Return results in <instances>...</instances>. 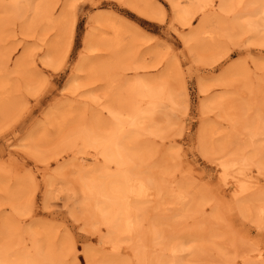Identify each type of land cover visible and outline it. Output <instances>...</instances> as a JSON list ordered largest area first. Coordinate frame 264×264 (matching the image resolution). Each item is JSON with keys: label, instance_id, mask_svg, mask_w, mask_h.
I'll use <instances>...</instances> for the list:
<instances>
[{"label": "bare ground", "instance_id": "obj_1", "mask_svg": "<svg viewBox=\"0 0 264 264\" xmlns=\"http://www.w3.org/2000/svg\"><path fill=\"white\" fill-rule=\"evenodd\" d=\"M3 1L0 0V116L10 110L5 102L7 95H4L10 85L8 75L25 65H39L34 58L29 59L33 49L23 45L24 39L18 40L10 32L12 27H19L20 35L37 32L40 37L37 45L43 48L41 65L57 71L72 47L76 8L82 0ZM111 1L147 21L159 24L165 21L166 11L158 0ZM165 1L172 12L169 28L176 24L187 30L185 33L174 30L185 49V55L181 56L188 58L194 52L191 56L194 64L197 63L194 59L200 60V55L212 60L213 54H219L211 64L227 56L222 40L223 47L220 43L222 36L234 38L251 34L249 43L264 46V0ZM196 17L198 21L194 24ZM8 39L12 42L9 48L3 44ZM139 46L147 51L140 52ZM20 49V56L14 59ZM92 51H97L94 59L87 56ZM158 54L164 57V63L149 62L150 55ZM243 62L244 57L233 59L214 81L232 84L233 91L225 93L230 95L208 96L205 83L199 81L198 90L205 97L200 103V114L217 110L228 127L215 128L203 121L197 129L198 147L201 155L215 160L220 170L215 203L227 198L242 216L254 213L262 224L264 178L258 175L264 173V146L253 143L258 135L264 136V131H258L261 127L256 122L264 114L258 100L264 101V79L258 86L242 81L248 73V66ZM162 64L160 71L151 73ZM10 66L12 71H8ZM176 68L177 59L166 43L124 16L99 9L89 18L81 55L66 84L69 89L75 84L89 87V90L66 95L67 106L55 112L51 107L43 114L44 123L29 129L33 132L19 140L20 147L42 166L39 175L46 186L53 178L46 175L48 161L53 160L57 164L53 171L63 176L79 198L78 212L72 210L71 217L82 223L84 234L95 235L99 243L97 247L82 246L80 254L84 264H122L123 258L116 254L120 253L123 243L132 251L133 264L178 263L176 257L184 250L183 241L162 238L158 226L164 221L156 222L155 217L149 219L147 208L155 204L154 208L163 213L169 205L187 199L182 192L168 194L172 201L162 198L163 185L157 175L160 166L146 164L150 150L144 140L146 136L162 140L159 133L167 118L164 106L181 104V98L183 102L187 98L184 80ZM238 78L242 81L239 85ZM85 94H90L93 105L89 109L84 106ZM50 126L51 133L48 132ZM222 131H242L247 138L246 146L252 147L251 153L217 157V152L220 154L229 143L225 140L215 146L210 141L217 134L223 135ZM52 142L56 144L52 152L40 157V148ZM256 154L260 155L259 162L253 159ZM69 155L74 160L68 169H62L64 165L60 160ZM67 170L70 171L66 173ZM20 176L26 182L16 180L12 187L1 182L2 201H10L14 205L10 209L19 212L17 203L20 200L23 213L18 215L29 217L37 192L35 175L27 171ZM44 195L48 200L50 192L45 191ZM46 200H42L44 209L48 208ZM149 220L145 228L144 221ZM255 222L261 225L258 220ZM33 225L25 229L18 227L11 218L0 220V264H68L66 258L70 259V264H81L74 238L66 226L58 231L47 222H40L42 229L37 223ZM105 245L111 249L110 256L101 254ZM256 257L258 260L264 258L261 253Z\"/></svg>", "mask_w": 264, "mask_h": 264}, {"label": "rangeland", "instance_id": "obj_2", "mask_svg": "<svg viewBox=\"0 0 264 264\" xmlns=\"http://www.w3.org/2000/svg\"><path fill=\"white\" fill-rule=\"evenodd\" d=\"M158 2L166 11V18L162 24L142 19L111 0H82L76 8L72 47L62 68L57 71H52L41 65L43 48L37 45L40 44L37 32H33L31 35H20L19 27H12L10 32H13L18 40L24 39L23 45L33 49L29 59L34 58L39 65L37 67L25 65L8 75L10 85L4 95H7L5 102L9 104L10 110L4 116H0V184L4 182L8 187H12L16 180L26 182V179L22 178L20 174L29 171L35 175L34 182L37 185V192L34 197L32 213L28 217L18 215V213H23L20 200L17 203L19 212L10 209L14 208L11 207L14 205L10 201L8 203L2 201L3 193L0 189V220L4 217L11 218L18 227L25 229L33 227L35 223L42 229L40 222L52 224L58 231H62L63 225L66 226L74 238L76 255L81 264H84L80 254L82 246L89 244L97 247L99 245L95 235L84 234L81 231L82 223L72 219L71 211L78 212L79 198L70 190L69 184L66 183L63 176L56 175L57 173L53 171L57 164L53 160L48 161L50 165H48L46 175L53 178L49 179L46 186L39 175L42 166L36 164L33 158L20 147L19 140L33 132L28 131L29 129L44 123L43 114L51 107H54L52 111L55 112L60 107L67 106L69 100H65L66 95L89 90V87L81 88L80 85L75 84L69 89L66 84L81 55L82 39L89 27L90 16L99 9L108 10L124 16L145 32L166 43L167 48L173 52V56L177 59L176 70H179L178 73L181 74L187 89L185 102L181 98V104L171 103L164 106V114L167 116L166 125L159 133L162 134L163 139L144 137L150 150L146 164L160 166L157 175L163 185L162 198L172 201L168 194L182 192L187 200L180 204L169 205L167 212L163 213L154 208L155 204H150L147 208L149 219L155 217L156 222L164 221L163 225H157L162 238L183 241L184 250L177 254V264H264V258L258 260L256 257L257 253H261L264 257V219L261 224L260 219L254 213L242 216L236 205L232 206L234 204L231 205L227 198L222 199L218 204L215 203L219 192L220 170L215 160H209V157L201 155L198 147L199 131H197L203 121H207L210 126L215 128L228 127L227 123L220 118L217 110L200 114V103L205 97L198 90L199 81L205 83L208 96L230 95L231 93H225L233 91L232 84L228 86L214 81H217L221 70L231 65L230 61L244 57L243 65L248 66V73L246 79L242 81L246 80L253 86L260 85L258 82H262L264 79V46L259 47L249 43L253 37L251 34H241L234 38L222 36L220 43L222 40L228 55L213 64L210 62L218 58L219 54H213L212 60H206L204 55H200V60L194 59L197 62L194 64L191 59L194 52L188 58L181 56V54L185 55V49L179 36L174 32L177 30L185 33L187 30L176 24L169 28L172 12L165 0H158ZM215 7L214 9H216ZM197 21L196 17L193 23L196 24ZM15 22L16 25H20L19 21ZM53 32L52 30L48 33L49 38ZM3 44L9 48L12 42L8 39ZM139 51L143 53L147 50L139 46ZM20 53L21 49L15 54L14 59L18 58ZM96 53L97 51H92L87 56L94 59L93 55ZM150 58L149 62L158 60L164 63V57L161 54L154 55V57L150 55ZM163 66L164 64L160 65L151 73H157ZM11 67L8 71H12ZM82 75L83 72L79 77ZM238 79L239 85L242 81L240 78ZM78 81L80 84L82 83L80 79ZM87 96L89 97L87 98ZM83 100L86 102L84 106L88 109L91 108L90 94L83 95ZM258 100L262 106L260 111L264 113V101ZM252 116L253 114L250 115V118ZM256 122L258 127H261L258 128V131H264V114ZM51 128L50 126L48 131L50 133L52 132ZM222 134L213 136L210 141L215 146L225 140L229 143L220 154L217 152V157L221 154L227 158L235 154L251 153L252 147L246 146L247 138L242 131L235 133L222 131ZM253 144L264 146V136L258 135ZM55 145V142H52L50 146H42L40 157L49 155ZM253 159L259 162L260 155L256 154ZM73 160L72 155L60 160L64 165L62 169H68ZM69 171L67 170L66 173ZM258 178H264V173L258 175ZM28 184L24 187H27ZM45 191L50 192L48 200L44 195ZM42 200L47 201L48 208H43ZM255 220H258L261 225H258ZM149 222L150 220L144 221V227H148ZM120 247L122 248L116 257L123 258L122 264H133L132 251L124 243ZM101 254L104 256L112 254L109 245H105ZM66 262L70 264V259L66 258Z\"/></svg>", "mask_w": 264, "mask_h": 264}]
</instances>
